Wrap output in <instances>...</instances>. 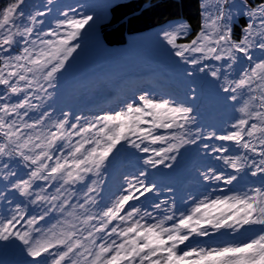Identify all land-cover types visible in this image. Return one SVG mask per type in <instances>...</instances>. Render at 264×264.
<instances>
[{"label":"snow or ice","instance_id":"snow-or-ice-1","mask_svg":"<svg viewBox=\"0 0 264 264\" xmlns=\"http://www.w3.org/2000/svg\"><path fill=\"white\" fill-rule=\"evenodd\" d=\"M24 4L25 0H12L0 10V86L5 89L0 95L5 101L0 103V166L8 169L0 178L7 181L18 175L8 161L19 158L30 171L27 179H17L11 188L29 198V203L47 207L43 214L29 217L21 206H15L9 217L0 219V241H20L34 264H264V0H202V24L191 40L186 39L191 30L187 23L163 32V39L182 63L224 81L222 90L232 101L243 98L240 118L231 125L234 131L213 132L204 139L224 142L211 148L220 154L216 159L234 173L256 180L240 190L234 186L240 176L213 170L205 174V180L233 187L218 189L221 195L205 194L187 213L177 215L172 205L163 209L162 216L158 214L160 203L153 205V211H142L134 203L156 189L155 183L146 182L144 170L103 210L94 211L98 201L92 194H99V180L122 142L151 153L145 164L171 168L165 162L174 161L185 144L197 142L188 138L195 124L193 108L172 99L141 95L86 126L70 124L67 118L45 125L48 112L28 122L29 111L40 108L33 99L50 98L56 74L80 47L78 41L86 27H91L93 16L77 18L63 11V19H57L54 27L38 29L45 23L38 18L48 10L25 16ZM238 18L245 20L239 40L233 38ZM16 46L19 51L14 53ZM30 91L45 95H29ZM21 94L18 101L8 102ZM230 146L238 151L232 154ZM90 175L99 179L91 180L83 202L73 205L67 193L85 184ZM35 181H44L47 187L58 184V194L48 195L44 187L34 191ZM55 212L61 215L47 230L37 227L48 213ZM222 230L241 238L207 244L193 241L194 237L222 234Z\"/></svg>","mask_w":264,"mask_h":264},{"label":"rangeland","instance_id":"rangeland-1","mask_svg":"<svg viewBox=\"0 0 264 264\" xmlns=\"http://www.w3.org/2000/svg\"><path fill=\"white\" fill-rule=\"evenodd\" d=\"M84 1L86 0H51V3H49V0H25V4L22 6L25 16L33 14L36 11L48 10L46 16L38 18L44 20L45 23L43 25H38L37 28H43L44 30H48L50 26L54 27L57 19H63L61 15L63 11H69L70 15H76L77 18L85 15L93 16L91 27H86L78 41L80 47L68 59L64 68L56 74L54 79L56 86L49 89V93L51 94L50 98L44 101L33 99L32 102L40 104V108L29 111L28 117L25 118L28 122L31 123L36 121L44 112H48L50 115L48 119L45 120V125H50L53 122L67 118L70 124L79 122L80 125L86 126L89 122L96 121L100 116L114 114L116 111L125 107L126 104L138 100L141 95H149L157 100L161 99V97L154 95V89L145 88V90H143L144 92L138 93L135 98H126L121 101L114 100L118 94L119 88H122L128 80L132 79L136 83L142 84L148 80V77H157L160 81L169 82L175 86L180 85L189 99H193L192 97L194 96L192 95H198L203 98L202 104L205 102V107L212 106L213 109L216 108L215 114L217 116L221 115L222 122H219L221 126L226 117V113L221 108L227 105L226 101H230L231 104L232 102L237 103V111L234 112L232 118L233 123L240 118L238 108L243 98L235 102L232 101L229 98L230 94L222 90L221 85L224 81L214 79L209 74V71L200 72L198 67H192L190 64L182 63L179 58L173 55V50L163 39V32L166 29L182 21L164 25L141 35L131 36L124 46L108 47L103 42L100 33L101 26L106 23V11H104V9L99 10V8L92 9L94 6L91 3L83 7ZM0 19H2V17H0ZM238 20L239 18L234 25L237 24ZM233 36L235 35L233 34ZM18 51L19 46L13 48L14 53ZM5 55H7V53H5ZM255 55L258 57L260 53L256 52ZM206 63L218 66L220 62ZM233 75H235V73ZM69 89L70 93L68 92ZM85 89L89 90L88 93L86 96L80 97V94ZM4 92L5 89L3 86H0V95H3ZM29 95L35 96L45 94L43 92L32 93L30 91ZM22 96L23 94H21L20 97L11 96L8 102H16L21 99ZM207 100L213 103L210 104ZM4 102L5 101L0 100V103ZM107 102H109V104H105ZM200 102L201 101H199V103ZM103 104H105V106H103ZM202 104L198 105L201 106ZM89 106L97 108L98 110H95L97 114L87 115V110H90ZM206 114L207 113L202 110H193L195 124L191 126L192 131L189 133L188 138H195L197 142L194 144H185L180 148L184 153L182 157L183 161H181L179 157L180 153L178 152L175 153L176 159L174 161L169 160L165 162L166 164L170 163L172 165L171 168L162 165L167 168H163L164 174L162 175H174L176 170L171 169H174L175 166L184 165V174L180 175L183 177V181H180V183L184 190L175 186L174 190L169 193L164 189L165 186L156 188L153 193L147 195V198L142 197L140 201L134 202L136 206L141 207L142 211H153V205L155 203H160L161 210L158 214L161 216L164 214L163 209H171L172 205H175V211L177 207L179 212L183 211L187 213L192 207L191 197H194L197 201L198 199H203L205 194L219 195L217 192H220L218 189L221 187L214 184L213 181L205 180L204 176L206 173L212 174L213 170L215 174L224 173L223 167L218 165V160L216 159V156L220 154L211 151L212 147H217L221 144H219L215 138L208 140L204 139V137L213 132L217 135H221L225 130L217 127L213 132L208 130L207 128L211 127V123L207 122L204 118L203 115ZM77 118H80L79 121H77ZM9 119H11V117H9ZM251 122L255 121H250V123ZM162 134L167 135L168 133L162 131ZM75 139H79V137H75ZM206 144L210 147L205 148L204 145ZM162 146L164 145H150V147L155 148ZM117 149L118 151L115 153V159L111 161L107 169L117 174L121 169L124 170L127 166L129 167L128 172H130V174L127 173V176L123 177V180H120L117 186L119 190L116 194H113L115 197L122 193L123 186H125L129 180H134L135 176L140 171L144 170H140L141 167H144V165L147 167L150 166L145 164L144 160L152 155L151 153H142L138 149L132 148L123 142L121 145L117 146ZM154 158L159 159L158 157ZM8 163L11 170L16 171L18 175L16 177L10 176L7 181L0 178V219L9 217L17 205L27 211L29 217L43 214L44 211H41V207L44 210L47 205L31 204L29 203V198L19 195L18 191L11 188V184L17 179H27L30 169L25 168L24 162L19 158H14L8 161ZM219 163L222 164L221 162ZM7 171L8 169H3L2 166H0V174ZM144 171L148 173L145 178L146 182L149 184L154 183V180L149 174V169ZM22 173H24V175H22ZM93 179L97 178L91 176L89 184ZM106 179L107 177H103V179L99 180V183L102 182V184L99 185L100 190L103 187V183L106 184ZM204 184L207 187V193L200 191L201 188H199V186ZM57 186L58 184H53L52 187H47L44 181H35L34 191H39L41 187H44L47 190L46 194L54 195V193H57ZM76 188L77 185L72 189ZM86 188L87 187L83 185L81 191ZM213 189H217V191H213ZM68 195L69 193H67V196ZM92 195L95 196L98 201L94 206V211L103 210L109 206L115 198H108L106 192L101 193L100 191L98 195L96 193ZM188 198L191 202L187 201ZM55 213L47 214L45 220L40 221L37 227L47 230V228L51 226L47 224V222L55 218ZM169 214H171V212H169ZM177 215H179V213H177ZM57 219L58 218L52 223H55ZM93 223H95V221ZM113 223L115 224L116 222L114 221ZM34 235H36V233H34ZM231 238H235V240L232 241L235 242L241 237L240 235L233 237L228 233H222L210 238L194 237L193 241L207 244L211 242H227L230 241ZM99 242L100 241H98V243ZM49 259L51 258L49 257ZM22 261L24 264H34L32 258L27 255L25 246L20 241L15 239L0 241V264H17Z\"/></svg>","mask_w":264,"mask_h":264},{"label":"trees","instance_id":"trees-1","mask_svg":"<svg viewBox=\"0 0 264 264\" xmlns=\"http://www.w3.org/2000/svg\"><path fill=\"white\" fill-rule=\"evenodd\" d=\"M11 2L12 0H0V10H2ZM201 2L202 0H92V1L86 0L83 2V7L91 3L94 6L92 9L99 8V10L104 9V11H106L105 12V14L107 13L105 20L106 23H104L101 26V30H100L102 40L105 43V45H107L108 47H119V46H124L127 43L129 37L131 36L141 35L153 31L154 29H157L164 25L178 21H182L191 25L190 33L186 38L187 40H191L196 35L202 24V16H201V8H200ZM244 24H245L244 18H239L237 24L234 25L233 27V34L235 35L233 36L234 39L239 40L241 35V27ZM145 88L154 89L153 91L155 92L154 95L159 96L161 98L172 99L174 101L183 103L186 106L192 107L193 110H197V111L202 110L203 112H206L207 114L203 116L207 120V122L211 123V127H208L207 129L211 130L212 132L216 130V127L225 130L222 132V134H225L230 131H234V129L231 128V125L233 124V119H232L233 114L234 112L237 111V107H236L237 103L232 102L231 104L230 101L229 102L226 101L227 105L221 108L226 113L225 114L226 117L221 126L219 123L222 122L221 115L217 116L215 114L216 108L213 109L212 106L205 107L204 105L205 102L202 104L203 98L199 97L198 95H192L194 96L192 97L193 99H189L186 96L185 91L181 89L180 85L175 86L169 82L160 81L159 78L157 77H148V80L142 84L136 83L132 79L128 80L127 83H125L122 86V88H119V91L117 92L118 94L114 100L121 101L126 98L127 99L135 98V96L138 93L144 92L143 90H145ZM70 89L68 90L69 93H70ZM88 91H89L88 89L82 91L80 97L86 96ZM199 101L201 102L199 103ZM207 102L210 104L213 103V102H209L208 100ZM105 104H109V102ZM105 104H103V106H105ZM198 104H202V105L199 106ZM89 109L90 110H87V115L97 114L95 111L98 110L97 108H93V106H89ZM217 141L219 144L224 143L219 140ZM230 147H232L233 149L232 154H235L238 151L234 148V146H230ZM179 153H180L179 157L181 161H183L182 160V157L184 156L183 150L179 149ZM219 162H221L222 164H220ZM218 165H221L223 167L224 175L236 174L230 168H227L225 165H223L222 160L221 161L218 160ZM159 166L162 168H160ZM159 166L153 168L151 165L149 167L144 165V167H141L140 170L149 169V174L154 180L156 188L165 186L164 189H166L169 193L172 190H174L175 186H177V188L184 190L183 186L180 183V181H183V177L180 175L184 174V168H185L184 165L175 166L174 169H171V170H176L174 175L172 174L162 175L164 174L163 168L165 169L167 168L163 167L162 165ZM128 168L129 167L126 166L124 170L121 169L117 174L111 172L109 169L104 170L103 177H107V179H106V184L103 183L102 185L103 187L100 190V192L101 193L106 192L108 198L115 197V195L113 196V194L114 193L116 194L118 192L119 189L117 188V186L119 185L120 180H123V177H126L127 173L130 174V172H128ZM22 175H24V173H22ZM236 175L240 176L241 179L239 180V182H234V186L235 188L240 190H243L246 186L251 185L256 180V178H253L250 175H245L244 173L236 174ZM90 178L91 175L88 177L85 184H77V188L72 189V191L69 192L68 197L70 200H72L73 205H75L77 201L82 203L83 201L82 197L84 196V193L87 188L82 191L81 188L83 187V185H85V187L90 186L89 184ZM213 183L219 185V187L221 188L233 187V186L224 185L221 182L213 181ZM100 184H102V182L98 184V187ZM168 186H172V187H168ZM66 187H70V186H66ZM199 188H201L200 191L207 193V187L205 186V184L199 186ZM57 194L58 193H54V195ZM217 194L221 195L220 192H217ZM191 199L193 206L196 202V199L194 197H191ZM187 201L191 202L189 198ZM41 211H44L42 207H41ZM176 213H179L177 207H176ZM60 215L61 214L59 212H56L55 218L53 220L48 221L47 224L49 225L54 224L52 222L55 221L56 218H59ZM222 233H228V232L222 230ZM238 235L239 234H237L236 236ZM234 240L235 238L230 239V241H234ZM17 264H24V263L22 261Z\"/></svg>","mask_w":264,"mask_h":264},{"label":"bare ground","instance_id":"bare-ground-1","mask_svg":"<svg viewBox=\"0 0 264 264\" xmlns=\"http://www.w3.org/2000/svg\"><path fill=\"white\" fill-rule=\"evenodd\" d=\"M175 163V162H174ZM182 199V198H181Z\"/></svg>","mask_w":264,"mask_h":264}]
</instances>
